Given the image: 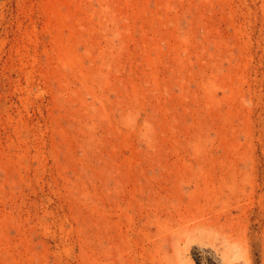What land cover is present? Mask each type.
<instances>
[{
	"label": "rangeland",
	"instance_id": "1",
	"mask_svg": "<svg viewBox=\"0 0 264 264\" xmlns=\"http://www.w3.org/2000/svg\"><path fill=\"white\" fill-rule=\"evenodd\" d=\"M0 264H264V0H0Z\"/></svg>",
	"mask_w": 264,
	"mask_h": 264
}]
</instances>
